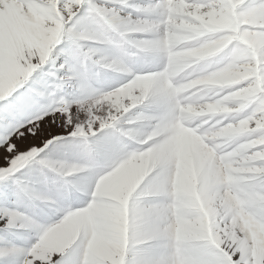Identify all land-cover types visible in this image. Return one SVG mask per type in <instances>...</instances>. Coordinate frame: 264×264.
<instances>
[{"label": "clouds", "instance_id": "1", "mask_svg": "<svg viewBox=\"0 0 264 264\" xmlns=\"http://www.w3.org/2000/svg\"><path fill=\"white\" fill-rule=\"evenodd\" d=\"M37 6L0 35V101L34 91L41 117L60 113L76 135L0 167L27 163L0 204V252L15 250L12 264H264V0Z\"/></svg>", "mask_w": 264, "mask_h": 264}, {"label": "snow or ice", "instance_id": "2", "mask_svg": "<svg viewBox=\"0 0 264 264\" xmlns=\"http://www.w3.org/2000/svg\"><path fill=\"white\" fill-rule=\"evenodd\" d=\"M37 109L36 92L25 91V89H20L6 101H0V167L6 168L8 161L17 153H26L33 147L39 149L53 138L56 143L66 144L76 135L74 125L60 113H56L54 116L44 114L41 117V113ZM29 128L33 131L29 132ZM61 132H66V135L59 136L58 134ZM19 133H23V135ZM9 144L14 146L11 152L7 150ZM26 168L27 163L18 172L0 176V186H3L0 196L6 201L12 199L14 182H19L18 178ZM2 224L3 221L0 220V225ZM2 231L0 229V232ZM0 239H4V237L0 236ZM15 255V250L6 249L0 252V261H8V264H12Z\"/></svg>", "mask_w": 264, "mask_h": 264}, {"label": "rangeland", "instance_id": "3", "mask_svg": "<svg viewBox=\"0 0 264 264\" xmlns=\"http://www.w3.org/2000/svg\"><path fill=\"white\" fill-rule=\"evenodd\" d=\"M39 18V9L37 0H0V35L19 34L21 29L30 24L32 21ZM14 50L9 48V66H12V57ZM59 136L66 135V132H61ZM66 152L71 155L74 150L70 146H66ZM3 191V186H0V192ZM6 200L0 196V204Z\"/></svg>", "mask_w": 264, "mask_h": 264}]
</instances>
